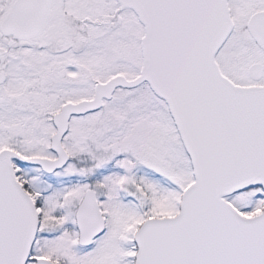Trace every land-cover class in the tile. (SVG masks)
<instances>
[{"label":"snow or ice","instance_id":"snow-or-ice-1","mask_svg":"<svg viewBox=\"0 0 264 264\" xmlns=\"http://www.w3.org/2000/svg\"><path fill=\"white\" fill-rule=\"evenodd\" d=\"M0 264H264V0H0Z\"/></svg>","mask_w":264,"mask_h":264}]
</instances>
